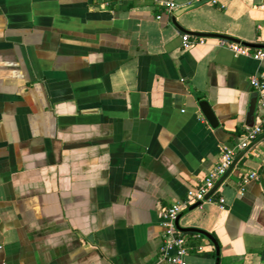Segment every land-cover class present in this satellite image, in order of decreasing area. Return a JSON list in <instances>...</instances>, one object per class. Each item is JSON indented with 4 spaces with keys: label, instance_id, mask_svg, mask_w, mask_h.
<instances>
[{
    "label": "crops",
    "instance_id": "0c3cea01",
    "mask_svg": "<svg viewBox=\"0 0 264 264\" xmlns=\"http://www.w3.org/2000/svg\"><path fill=\"white\" fill-rule=\"evenodd\" d=\"M189 1L0 0V264H165L162 212L261 116L264 57L219 41L264 51V0ZM183 34L206 42L183 49ZM258 139L209 202L183 207L187 264L216 251L186 228L214 238L219 264H264Z\"/></svg>",
    "mask_w": 264,
    "mask_h": 264
},
{
    "label": "built area",
    "instance_id": "2783aa9c",
    "mask_svg": "<svg viewBox=\"0 0 264 264\" xmlns=\"http://www.w3.org/2000/svg\"><path fill=\"white\" fill-rule=\"evenodd\" d=\"M195 0H190L188 6H191ZM212 5H217L218 0H210ZM165 11L168 13L174 12L179 9V6L174 2H166L162 4ZM157 20L161 19V15L156 16ZM204 38H191L189 34L182 35V47L188 49L193 45L205 44ZM219 45L227 47L234 55H241L244 57H252L260 60L264 57V51L259 49L252 52L251 49L245 45L227 42L223 39L219 41ZM250 85L258 98L260 108V122L252 127H247L242 134L241 140L231 148H225L219 157L217 164L208 172V174L199 180L197 186L190 189L187 193V198L183 204H172L162 212V245L159 250L160 260L165 264H187L186 255L187 249L183 235L178 231L177 219L183 210V207L193 204L199 206L203 203L209 202L211 197L206 198L207 194L214 188L218 180H220L229 170L234 159L247 150L249 146L255 142L263 133L264 124V78L259 79L252 77ZM257 179L256 173H250L244 180L247 183L249 180ZM221 207L224 200H218Z\"/></svg>",
    "mask_w": 264,
    "mask_h": 264
},
{
    "label": "water",
    "instance_id": "95a60500",
    "mask_svg": "<svg viewBox=\"0 0 264 264\" xmlns=\"http://www.w3.org/2000/svg\"><path fill=\"white\" fill-rule=\"evenodd\" d=\"M185 11H186V9L179 10L178 12H176V16L182 14ZM188 33L191 34V35H195V33H190V32H188ZM196 35H198V34H196ZM202 36H204V34ZM205 37H208V36L205 35ZM243 45H245V46H247L249 48H258V46H256V45H251V44H243ZM255 102H256V97H255V101L253 102V104H252V106H251V108H250V110H249V112H248V114L246 116V122L249 123V125L251 124V122L253 120V112H254V109H255ZM199 106H200L201 111L204 114L205 118L209 122V124L212 125V126H216L217 125V121H216V118L214 116V112L212 111V109L209 106V104L207 102H205V101H202V102L199 103ZM249 127H252V126H249ZM263 138H264V135L260 136V138L258 140L263 139ZM252 145H253V143L249 146V148ZM247 150H245L244 152L239 154L234 159V161L232 162L228 172L220 180L217 181V183L215 184L214 188L207 194L206 198L211 197L216 192V190L219 188V186L222 184V182L225 180V178L229 175V173L232 171V169L236 166V164L240 161V159L244 156V154H245V152ZM198 206H199V203L195 204L193 207H198ZM176 225H177V223H176ZM181 231L182 232L198 233V234H201V235L205 236L207 239H209L213 243V245L215 247V251H216V263L215 264H219V247H218L216 241L214 240V238L210 234H208V233H206L204 231H201L199 229H194V228L181 229Z\"/></svg>",
    "mask_w": 264,
    "mask_h": 264
}]
</instances>
